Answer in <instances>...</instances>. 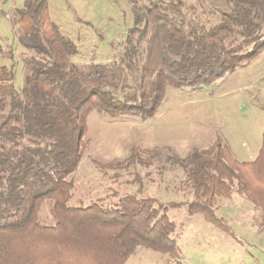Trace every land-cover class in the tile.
I'll list each match as a JSON object with an SVG mask.
<instances>
[{
	"label": "trees",
	"instance_id": "1",
	"mask_svg": "<svg viewBox=\"0 0 264 264\" xmlns=\"http://www.w3.org/2000/svg\"><path fill=\"white\" fill-rule=\"evenodd\" d=\"M177 1L147 6L127 35L122 58L89 67L71 62L77 48L50 19L46 0H24L16 9L18 40L28 55L21 59L24 79L17 90L13 64L4 63L13 60L12 47L0 43V264H124L137 246L184 264L166 208L184 205L231 234L215 210L218 199L234 191L264 220V132L248 162L236 160L219 139L183 157H145L146 150L132 148L121 160L98 162L101 170L169 163L183 172L177 189L191 194L190 201L125 194L111 205L102 198L69 204L91 110L150 118L167 86L207 84L264 48V0H223L209 23L186 18ZM133 181L141 186L138 173ZM44 200L50 225L38 218Z\"/></svg>",
	"mask_w": 264,
	"mask_h": 264
},
{
	"label": "rangeland",
	"instance_id": "2",
	"mask_svg": "<svg viewBox=\"0 0 264 264\" xmlns=\"http://www.w3.org/2000/svg\"><path fill=\"white\" fill-rule=\"evenodd\" d=\"M155 1L165 5L171 0H46V5L60 34L77 48L71 62L89 67L120 60L136 17L144 19L146 7ZM222 1L181 0L178 8L186 18L193 16L206 23L216 19ZM23 3L24 0H0V43L12 47L13 60L4 63L13 64L17 90L24 79L21 59L28 55L18 40L16 23V9ZM144 47L145 39L140 49ZM263 132L264 48L207 84L167 86L150 118L133 114L112 116L91 110L84 137L86 149L71 176L74 184L69 204L86 205L102 198V204L111 205L125 194L151 196L163 203L190 201L191 194L177 189L183 172L169 163L158 160L147 167L132 164L127 169L101 170L98 162L121 160L132 148L146 150L142 153L145 157L153 152L160 159L168 154L183 157L192 148H207L216 139L227 145L236 160L248 162L255 159ZM135 173L141 177V186L133 181ZM165 212L176 224L173 237L182 263L264 264V220L260 211L235 191L229 198H219L215 210L231 234L206 222L199 213L189 214L184 205L167 207ZM38 218L43 224H53L48 200L41 203ZM124 264H175V261L166 253L137 246Z\"/></svg>",
	"mask_w": 264,
	"mask_h": 264
}]
</instances>
